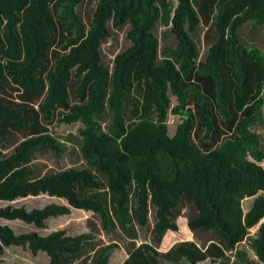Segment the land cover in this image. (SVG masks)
Here are the masks:
<instances>
[{
  "label": "trees",
  "instance_id": "obj_1",
  "mask_svg": "<svg viewBox=\"0 0 264 264\" xmlns=\"http://www.w3.org/2000/svg\"><path fill=\"white\" fill-rule=\"evenodd\" d=\"M83 2L0 0V202L65 201L0 207V220L43 230L76 209L116 239L0 224V255L21 246L45 252L47 264H110L127 242L122 264H264V223L249 232L264 219V51L239 40L250 20L252 32L264 24V0H95L88 21ZM204 23L202 57L195 32ZM171 114L182 119L172 136ZM54 123H79L81 146H58ZM47 155L72 166L41 175ZM184 195L199 213L191 230L219 238L167 251L139 243L151 218L157 244L179 231Z\"/></svg>",
  "mask_w": 264,
  "mask_h": 264
},
{
  "label": "rangeland",
  "instance_id": "obj_2",
  "mask_svg": "<svg viewBox=\"0 0 264 264\" xmlns=\"http://www.w3.org/2000/svg\"><path fill=\"white\" fill-rule=\"evenodd\" d=\"M96 9V2L95 0H84L83 5L80 8V15L88 21L90 18V15L93 14V12ZM253 21L250 20V22L242 27L240 29V38L239 40L243 42L245 45H256L258 46L262 51H264V24L258 26L255 31L252 32L251 26ZM208 23L201 24L200 27L195 32V36H197V40L200 39V53L201 56L205 54V51L207 49V45L202 44V35L203 31L205 29V25ZM164 30L163 26H160L157 29V34L160 36L161 32ZM112 40V39H111ZM110 39L106 43L107 51L114 50L116 44L115 40L111 41ZM161 42L164 43V39H161ZM121 48L116 49V51H119ZM172 99V106L176 104V100L174 97H171ZM182 121L181 118L175 115H170L168 119V127H169V134L172 136L176 130V127L178 124H180ZM51 132L50 135L55 139L56 144L58 146H65L68 147H75L79 148L81 146V140L77 136V130L79 127V123L65 126V125H58L56 123L51 124ZM258 131L264 136V128L258 129ZM5 148L3 150L9 149ZM4 153H8L6 151H3ZM38 163L45 166V168L42 171L41 175H45L48 173V171L53 170H59L61 168H68L72 166V163L69 158H56L51 157L49 155L38 158ZM84 162V161H83ZM264 168V161L260 164ZM103 181L106 183V181L103 179ZM185 196V195H184ZM254 198L247 199L243 202L244 210L247 212L250 210ZM50 203H60L65 204V201L62 199H58L55 197H49L47 195H41L39 197H29L24 199H18L13 202H0V207H5L7 205L12 207H21L25 206L28 210H32L35 208H43L46 205ZM180 211L179 215L177 216L176 222L179 226L178 232H168L161 238V244H157L155 241L156 239V232L154 229V223L153 219L151 218L150 223L146 226H142L140 228V239L138 240L139 243L141 242H153L154 245L160 250V251H167L170 249L174 244L180 241H186L191 240L196 242L200 248H203L205 245H207L209 242L216 241L217 238H219L217 235H214L213 232L205 231L203 229L197 230L193 232L191 228L189 227V221L193 218L198 217V210L193 204H190L189 199L187 196L184 198H181L180 201ZM178 214V212H177ZM264 223V219L256 225L254 228H252L249 232L250 235L257 232L261 224ZM0 224H7L9 225L15 233H22V232H28L31 230L38 231V233L42 235H48L52 232L58 231V230H65L68 235H78L82 233L92 232L97 236V241L100 244L107 245L113 242L116 238L112 234L104 231L101 229L100 220L93 212H85L82 210H76L72 209L71 214L67 216H62L58 218H52L47 221V228L45 229H39L37 230L33 226H28L20 221H5L0 220ZM217 237V238H216ZM208 238V239H207ZM201 240H205V245L202 244ZM159 240V237H158ZM219 241V240H217ZM122 246L119 249H116L111 258H110V264H122L128 257V243L127 242H121ZM239 248H247L249 251V257L251 259L255 258V255L253 251L248 248V242H243L239 245ZM230 255L235 258L234 251L228 252ZM13 262H17L20 264H47L49 262V257L45 252L40 251L38 255H33L29 250L23 249L21 246H9L6 247L4 250V253L0 255V264H12ZM205 262H200V264H204ZM237 264H244L242 260L237 262Z\"/></svg>",
  "mask_w": 264,
  "mask_h": 264
},
{
  "label": "crops",
  "instance_id": "obj_3",
  "mask_svg": "<svg viewBox=\"0 0 264 264\" xmlns=\"http://www.w3.org/2000/svg\"><path fill=\"white\" fill-rule=\"evenodd\" d=\"M169 232H172V231H169ZM168 233V232H167ZM208 239V238H207ZM199 241H202V244H204L205 245V243L204 242H206V239L205 240H201V239H199ZM206 246V245H205Z\"/></svg>",
  "mask_w": 264,
  "mask_h": 264
}]
</instances>
